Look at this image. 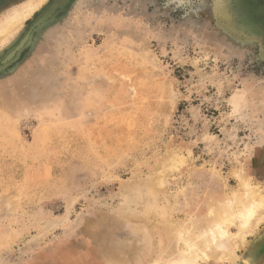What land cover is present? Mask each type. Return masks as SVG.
Returning a JSON list of instances; mask_svg holds the SVG:
<instances>
[{
    "label": "rangeland",
    "instance_id": "rangeland-1",
    "mask_svg": "<svg viewBox=\"0 0 264 264\" xmlns=\"http://www.w3.org/2000/svg\"><path fill=\"white\" fill-rule=\"evenodd\" d=\"M50 3L0 52V264H147L240 169L264 195V6L71 0L2 64ZM258 230L232 264H264Z\"/></svg>",
    "mask_w": 264,
    "mask_h": 264
},
{
    "label": "bare ground",
    "instance_id": "bare-ground-1",
    "mask_svg": "<svg viewBox=\"0 0 264 264\" xmlns=\"http://www.w3.org/2000/svg\"><path fill=\"white\" fill-rule=\"evenodd\" d=\"M65 1L55 0L54 5L63 4ZM46 2L47 0H26L2 16L0 52L17 37L24 23ZM175 161L177 159L174 155L165 160L168 163ZM158 165L160 167L163 164L161 162ZM237 178L243 189L240 195L206 193L202 203H197L191 209L185 210L184 218L171 221L169 224L156 221V226L158 225L154 229L157 234L156 247L154 245L157 249L156 255L150 258L151 255L147 253V264H232L237 262L239 260L237 250L246 245V250L249 248L246 238L253 236L264 220L262 191L250 184L249 177L245 175L243 169H240ZM152 181H154L155 191L159 192L163 189L165 182L160 175ZM232 229L235 231L232 232ZM139 259L138 257L135 263L139 264ZM240 260L243 262L246 259L241 256Z\"/></svg>",
    "mask_w": 264,
    "mask_h": 264
},
{
    "label": "water",
    "instance_id": "water-1",
    "mask_svg": "<svg viewBox=\"0 0 264 264\" xmlns=\"http://www.w3.org/2000/svg\"><path fill=\"white\" fill-rule=\"evenodd\" d=\"M71 0H66L63 4L59 3L54 5L55 0H51L50 5L43 11V13L35 20L33 25L31 26L29 32L23 37V39L16 45V47L5 57V59L1 62L2 64L7 63L10 61L14 55L29 41L30 32L33 29H40L44 25H46L49 21L52 20L53 15L56 11L62 10L66 7V5Z\"/></svg>",
    "mask_w": 264,
    "mask_h": 264
},
{
    "label": "crops",
    "instance_id": "crops-1",
    "mask_svg": "<svg viewBox=\"0 0 264 264\" xmlns=\"http://www.w3.org/2000/svg\"><path fill=\"white\" fill-rule=\"evenodd\" d=\"M261 2H262V6H264V0H261ZM260 12H262L261 9H259V13H260ZM259 13H258V15H259ZM229 14H230V13H229ZM229 16L233 17L232 13H231ZM259 18H260V19H263V17H262L261 15H259ZM262 23H263V21H262ZM250 32H252V33H250ZM250 32H246V33L249 34V35H250V34H255V33H253V32H254L253 29H252ZM252 38H253V37H252ZM252 38H251V39H252Z\"/></svg>",
    "mask_w": 264,
    "mask_h": 264
},
{
    "label": "flooded vegetation",
    "instance_id": "flooded-vegetation-1",
    "mask_svg": "<svg viewBox=\"0 0 264 264\" xmlns=\"http://www.w3.org/2000/svg\"><path fill=\"white\" fill-rule=\"evenodd\" d=\"M252 1V3H257V5H256V7H258V10L260 9V7H261V0H251ZM259 12V11H258Z\"/></svg>",
    "mask_w": 264,
    "mask_h": 264
}]
</instances>
